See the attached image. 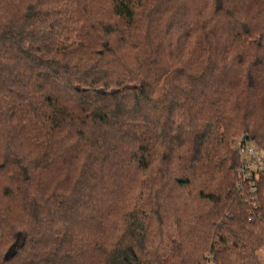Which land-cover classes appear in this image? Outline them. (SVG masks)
Wrapping results in <instances>:
<instances>
[{
	"label": "trees",
	"instance_id": "obj_1",
	"mask_svg": "<svg viewBox=\"0 0 264 264\" xmlns=\"http://www.w3.org/2000/svg\"><path fill=\"white\" fill-rule=\"evenodd\" d=\"M264 0H0V264H260Z\"/></svg>",
	"mask_w": 264,
	"mask_h": 264
},
{
	"label": "built area",
	"instance_id": "obj_2",
	"mask_svg": "<svg viewBox=\"0 0 264 264\" xmlns=\"http://www.w3.org/2000/svg\"><path fill=\"white\" fill-rule=\"evenodd\" d=\"M235 151L241 156L236 171L237 194L243 202H248L251 208L256 209L258 201H264V146H260L250 139L244 142L240 140L235 146Z\"/></svg>",
	"mask_w": 264,
	"mask_h": 264
},
{
	"label": "rangeland",
	"instance_id": "obj_3",
	"mask_svg": "<svg viewBox=\"0 0 264 264\" xmlns=\"http://www.w3.org/2000/svg\"><path fill=\"white\" fill-rule=\"evenodd\" d=\"M243 135H246L248 136L247 134L245 133H239L237 136H234L231 141H230V148L231 150L235 151V146L237 145L238 141L242 140L243 138ZM250 138V137H249ZM247 138V140L249 139ZM251 143V142H250ZM240 160H241V156H240ZM239 163V162H238ZM238 165V164H237ZM238 168V166H237ZM237 168H236V171H237ZM1 229V228H0ZM2 231V230H1ZM257 258L260 262V264H264V249H261L257 252Z\"/></svg>",
	"mask_w": 264,
	"mask_h": 264
},
{
	"label": "water",
	"instance_id": "obj_4",
	"mask_svg": "<svg viewBox=\"0 0 264 264\" xmlns=\"http://www.w3.org/2000/svg\"><path fill=\"white\" fill-rule=\"evenodd\" d=\"M247 138H248V136H246V135H243L242 141H243V142H244V141H246V140H247Z\"/></svg>",
	"mask_w": 264,
	"mask_h": 264
}]
</instances>
